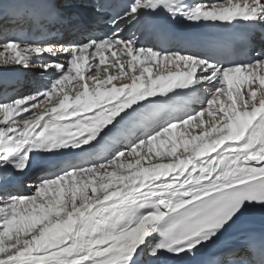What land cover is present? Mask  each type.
Masks as SVG:
<instances>
[{"label": "snow or ice", "instance_id": "1", "mask_svg": "<svg viewBox=\"0 0 264 264\" xmlns=\"http://www.w3.org/2000/svg\"><path fill=\"white\" fill-rule=\"evenodd\" d=\"M0 264H264V0H0Z\"/></svg>", "mask_w": 264, "mask_h": 264}, {"label": "bare ground", "instance_id": "2", "mask_svg": "<svg viewBox=\"0 0 264 264\" xmlns=\"http://www.w3.org/2000/svg\"><path fill=\"white\" fill-rule=\"evenodd\" d=\"M111 57H109V62L111 61ZM108 64H105V65H102L101 68L103 67H107ZM21 69H16V71L20 72ZM111 70V69H110ZM174 70V68H173ZM139 73V68H137L136 70V74ZM92 74H95V71L93 70ZM35 75V72L34 71H31L29 74L27 75H24L23 77L25 78H28V79H31L33 76ZM131 75V72H129V76ZM126 82H129V80L127 78H123L121 80H117V81H114V83L116 84H120V83H126ZM58 99L59 97H53L52 100L53 102H58ZM51 105L49 104L48 101H44L40 106H38V108L36 109L37 112L43 110V109H46L48 107H50ZM205 119H207V116L205 117ZM38 173L33 171L31 173H29V177H34L35 175H37ZM25 191H30V189H25Z\"/></svg>", "mask_w": 264, "mask_h": 264}]
</instances>
